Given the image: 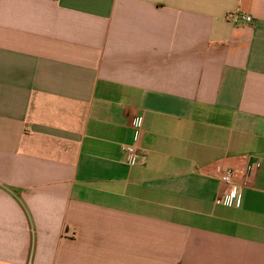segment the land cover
<instances>
[{"label": "crops", "instance_id": "crops-1", "mask_svg": "<svg viewBox=\"0 0 264 264\" xmlns=\"http://www.w3.org/2000/svg\"><path fill=\"white\" fill-rule=\"evenodd\" d=\"M0 264H264V0H0Z\"/></svg>", "mask_w": 264, "mask_h": 264}, {"label": "built area", "instance_id": "built-area-1", "mask_svg": "<svg viewBox=\"0 0 264 264\" xmlns=\"http://www.w3.org/2000/svg\"><path fill=\"white\" fill-rule=\"evenodd\" d=\"M241 19L245 22H251L253 17L249 14L242 13ZM143 126L141 121L134 128V142L132 144H123L122 148L126 152V161L129 165H137L140 161L141 152L138 148V141L142 136ZM255 164H249L243 182L236 180L237 172L232 166H223L216 164L215 170L219 174L222 187L217 195V202L225 205L239 206L242 198V188L249 184L251 173L255 172Z\"/></svg>", "mask_w": 264, "mask_h": 264}]
</instances>
